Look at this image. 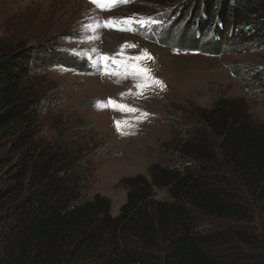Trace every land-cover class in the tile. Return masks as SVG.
<instances>
[{"label": "trees", "instance_id": "1", "mask_svg": "<svg viewBox=\"0 0 264 264\" xmlns=\"http://www.w3.org/2000/svg\"><path fill=\"white\" fill-rule=\"evenodd\" d=\"M160 1L171 17L153 18L163 46L215 56L264 37V0ZM34 54L0 39V264H231V245L264 264V124L243 99L197 110L178 161L121 180L128 193L112 216L105 197L84 200L76 154L41 133L45 71L86 73V62L67 53L39 69ZM257 101L264 108V88Z\"/></svg>", "mask_w": 264, "mask_h": 264}, {"label": "rangeland", "instance_id": "2", "mask_svg": "<svg viewBox=\"0 0 264 264\" xmlns=\"http://www.w3.org/2000/svg\"><path fill=\"white\" fill-rule=\"evenodd\" d=\"M154 2L132 0L101 13L83 0H0V39L22 42L35 50L32 58H39V69L67 53L86 62V73L66 72L65 64H55L45 71L48 94L44 96L41 133L76 154L77 166L87 174L84 200H92L95 195L105 197L110 201L112 216L126 201L128 190L121 180L148 178L151 165L178 161L177 144L185 131L200 128L197 110L208 109L222 99H243L250 116L264 124V108L257 101V93L264 88V37L253 41L237 38L213 56L176 50L155 42L156 37L150 40L103 26L109 19L130 17L139 20L157 16L171 21L165 1ZM185 25L182 22L178 28ZM85 26H91V30ZM122 46L127 47L123 55H118ZM142 51L152 59H125ZM103 57H115L117 63ZM121 61L139 63L150 70L151 77L161 81L163 88L148 81L149 86L137 96L140 90L134 85L144 82L140 78L105 75L104 62L123 73ZM51 95L57 96L50 99ZM110 98L139 112L97 108L98 101L107 104ZM141 113L148 115L145 118ZM116 120L129 122L130 127L122 125L127 134L117 131ZM155 197L165 200V191H156ZM245 251L231 245L222 255L227 254L231 264H248L244 259H251V255Z\"/></svg>", "mask_w": 264, "mask_h": 264}, {"label": "snow or ice", "instance_id": "3", "mask_svg": "<svg viewBox=\"0 0 264 264\" xmlns=\"http://www.w3.org/2000/svg\"><path fill=\"white\" fill-rule=\"evenodd\" d=\"M89 2L92 3L94 6L100 8L101 11H110L111 8L116 6L118 3H128V2H130V0H89ZM155 23H157V21L151 17L140 18L139 20L130 17L124 21L109 19V20L105 21L103 26L108 27V28H115L116 30H119V31H126V30H131V26L133 24H139L141 27H147V26H149L151 24H155ZM97 26H99V25H97ZM85 27L88 28L89 30H91V26H85ZM124 47H127V46H122L121 51H120V53H118V55H123ZM102 59L104 61H108L111 59L112 63H117L115 57H111V58L110 57H103ZM125 59L128 61L139 62V61H142L144 59L151 60L152 58L147 54L146 51H142V53L138 56L126 57ZM120 63L124 67L123 73H121L117 70L110 69L108 64L106 63L105 68H104L105 75L122 76V78H124V79H127L129 76H132L134 78H140V80H142L144 82L143 83H136L134 85V87H136L137 89L140 90L136 93L137 96L142 95L143 89L149 86L148 81H151V83L156 84V85L160 86L161 88H163L162 82L159 80L153 79L150 75V70L141 67L139 63L125 64L124 61H121ZM127 94L131 95L132 93L130 91ZM124 95H126V94L125 93L121 94V96H124ZM106 107H111L114 111L131 112V113L139 112V109L131 108L130 106H128L126 104H119V103L113 101L111 98L108 100L107 104H105L103 102H99V101L97 102V108L103 109ZM141 115L146 118L148 114L147 113H141ZM114 124L116 126L117 131L121 132L122 135L127 134V133H124L122 131V125L129 126V127L131 126L127 120H124V121L116 120V121H114Z\"/></svg>", "mask_w": 264, "mask_h": 264}, {"label": "clouds", "instance_id": "4", "mask_svg": "<svg viewBox=\"0 0 264 264\" xmlns=\"http://www.w3.org/2000/svg\"><path fill=\"white\" fill-rule=\"evenodd\" d=\"M105 13V12H104ZM130 34H135V35H144V34H139V33H130ZM153 34V33H152ZM144 36H146V37H148V38H150V39H152V40H154L155 39V36H154V34L151 36V35H144ZM92 68H93V66H92Z\"/></svg>", "mask_w": 264, "mask_h": 264}, {"label": "bare ground", "instance_id": "5", "mask_svg": "<svg viewBox=\"0 0 264 264\" xmlns=\"http://www.w3.org/2000/svg\"><path fill=\"white\" fill-rule=\"evenodd\" d=\"M106 64V62L104 63V65Z\"/></svg>", "mask_w": 264, "mask_h": 264}]
</instances>
